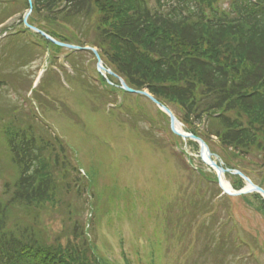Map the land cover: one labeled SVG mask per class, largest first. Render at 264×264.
I'll return each instance as SVG.
<instances>
[{
	"label": "rangeland",
	"instance_id": "obj_1",
	"mask_svg": "<svg viewBox=\"0 0 264 264\" xmlns=\"http://www.w3.org/2000/svg\"><path fill=\"white\" fill-rule=\"evenodd\" d=\"M25 11L23 0H0V38L22 29ZM96 20L81 22L90 39ZM30 40L21 33L0 41V118L16 116L37 133L60 136L71 165L85 177L74 171L57 201L18 207L12 223L61 245L82 234L94 257L108 264H264V214L257 199L221 197L197 148L171 135L168 119L145 98L104 90L90 54L61 50L48 56L44 44L31 46ZM191 127L206 128L195 123L183 129ZM2 138L0 132V194L3 183L16 177ZM209 144L223 166L242 167L264 189L259 155L226 159L214 138ZM77 179L79 195L71 192Z\"/></svg>",
	"mask_w": 264,
	"mask_h": 264
},
{
	"label": "trees",
	"instance_id": "obj_2",
	"mask_svg": "<svg viewBox=\"0 0 264 264\" xmlns=\"http://www.w3.org/2000/svg\"><path fill=\"white\" fill-rule=\"evenodd\" d=\"M32 1L28 24L60 42L96 47L106 67L129 87L146 89L176 109L184 126L204 121L205 130L188 131L211 149L213 136L226 159L256 153L264 169V0ZM92 16L97 20L90 39L81 22ZM62 28L78 32L65 35L58 31ZM99 80L104 90H114ZM0 122L6 123L0 126L2 141L18 169L17 178L6 182L0 194V264H108L94 257L82 234L75 243L61 245L11 222V212L19 206L57 201L62 188L68 191L63 184L76 167L60 138L37 133L16 116ZM236 169L247 176L242 167ZM232 184L243 186L238 177ZM253 197L263 213V201Z\"/></svg>",
	"mask_w": 264,
	"mask_h": 264
},
{
	"label": "water",
	"instance_id": "obj_3",
	"mask_svg": "<svg viewBox=\"0 0 264 264\" xmlns=\"http://www.w3.org/2000/svg\"><path fill=\"white\" fill-rule=\"evenodd\" d=\"M28 1V7H29V10L28 12L24 15L23 17V24L28 27L29 29H32L34 32L40 34L42 37H44L46 40L50 41L51 43L53 44H56V45H59V46H63L65 48H68V49H71V50H85V51H90L91 53H93V55L95 56V59L97 61V65H96V68L98 71H105L106 73H108L109 75H112V73L108 70H105L101 64V61L98 57V54L96 52L95 49L93 48H78V47H74V46H69V45H62V44H59L57 42H55L54 40H52L51 38H49L48 36H46L44 33L36 30V29H33V28H30L29 26H27L26 24V19L29 15V13L31 12V1L30 0H27ZM119 80V83L121 85V88L126 91V92H129V93H133V94H137V95H141V96H144L146 97L147 99H149L152 103H154L157 107H159L169 118V127H170V130L171 132L180 137L181 139L183 140H186V139H190V140H193L195 141L196 143H198V146H199V158L211 169H213L215 172H216V177H217V180H218V185L220 187V189L228 194V195H231V196H239V195H242V194H245V193H253V192H256V193H259L263 198H264V191H262L260 188L254 186L247 178H244V181L245 183L247 184V188L245 189V191H240V192H228L226 191V189L223 187L222 183H221V180L223 178V175L228 172L222 168H220L219 166H217L215 164L214 161H212L211 157L212 155L210 154L209 152V149L208 147L205 145V143L199 139V138H195L194 136L192 135H187L185 133H183L181 131V124L176 120V118L173 116V114L166 108L164 107L163 105L159 104L152 96H150L148 93L144 92V91H135V90H132L130 88H128L124 82L121 80V79H118ZM238 175H240L239 173H236ZM241 176V175H240Z\"/></svg>",
	"mask_w": 264,
	"mask_h": 264
},
{
	"label": "bare ground",
	"instance_id": "obj_4",
	"mask_svg": "<svg viewBox=\"0 0 264 264\" xmlns=\"http://www.w3.org/2000/svg\"><path fill=\"white\" fill-rule=\"evenodd\" d=\"M222 183H223L224 186H226V188H227V183H226V181H225V180H222Z\"/></svg>",
	"mask_w": 264,
	"mask_h": 264
}]
</instances>
